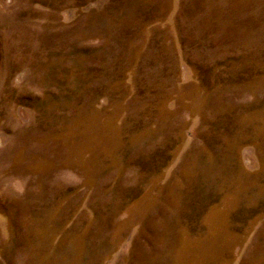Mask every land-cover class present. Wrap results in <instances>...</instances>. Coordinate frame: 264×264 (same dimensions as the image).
Returning <instances> with one entry per match:
<instances>
[{"label": "rangeland", "instance_id": "obj_1", "mask_svg": "<svg viewBox=\"0 0 264 264\" xmlns=\"http://www.w3.org/2000/svg\"><path fill=\"white\" fill-rule=\"evenodd\" d=\"M0 264H264V0H0Z\"/></svg>", "mask_w": 264, "mask_h": 264}]
</instances>
